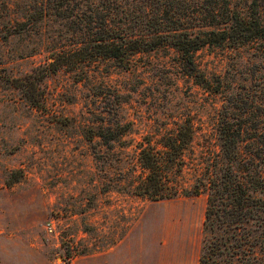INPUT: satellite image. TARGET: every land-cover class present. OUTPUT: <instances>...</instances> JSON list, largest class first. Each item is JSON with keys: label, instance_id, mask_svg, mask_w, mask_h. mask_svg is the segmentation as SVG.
Here are the masks:
<instances>
[{"label": "rangeland", "instance_id": "obj_1", "mask_svg": "<svg viewBox=\"0 0 264 264\" xmlns=\"http://www.w3.org/2000/svg\"><path fill=\"white\" fill-rule=\"evenodd\" d=\"M63 13L60 0H0V264H197L204 192L150 200L113 185L143 135L188 118L187 162L217 151L227 97L245 101L249 115L264 112L250 102L264 100V52L252 41L197 48L207 87L182 71L171 47L137 53L127 66L98 57L81 78L63 67L43 76L33 105L10 77L67 40ZM113 121L129 130L105 146L92 133Z\"/></svg>", "mask_w": 264, "mask_h": 264}, {"label": "trees", "instance_id": "obj_2", "mask_svg": "<svg viewBox=\"0 0 264 264\" xmlns=\"http://www.w3.org/2000/svg\"><path fill=\"white\" fill-rule=\"evenodd\" d=\"M60 2L69 37L49 48V59L32 72L10 77L33 105L41 101L36 84L43 76L63 67L79 71L81 78L84 64L98 57L127 66L137 53L171 47L182 71L207 87L194 61L197 48L252 41L264 52V0ZM250 100L254 107L264 105V100ZM226 101L216 126L217 151L187 163L194 134L184 118L154 139L148 134L137 140L135 160L127 164L122 183L113 186L150 200L204 192L197 264H264V112L249 115L237 95ZM128 130V121H113L98 124L92 134L110 146ZM96 157H102L99 149ZM185 168L191 170L187 179Z\"/></svg>", "mask_w": 264, "mask_h": 264}]
</instances>
